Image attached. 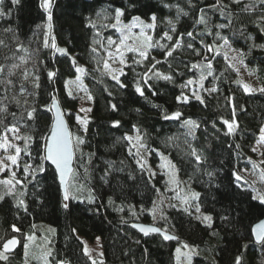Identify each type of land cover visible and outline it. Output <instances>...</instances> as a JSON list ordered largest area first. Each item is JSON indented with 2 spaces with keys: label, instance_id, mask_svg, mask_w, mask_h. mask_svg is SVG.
<instances>
[{
  "label": "trees",
  "instance_id": "trees-1",
  "mask_svg": "<svg viewBox=\"0 0 264 264\" xmlns=\"http://www.w3.org/2000/svg\"><path fill=\"white\" fill-rule=\"evenodd\" d=\"M214 3L215 0H52L49 28L48 11L41 6L42 0H19L15 5L11 0H3L0 10L5 15H0V40L4 43L0 45V64L19 67L12 70L14 75L5 72L0 76L13 81L7 92L0 84V98L7 96L3 104H7L9 113L16 114L15 117L3 114L2 118L7 125L18 124L21 135L32 139L27 152L22 141L19 168L14 170L16 178L23 183L15 181V187L0 184L4 197L0 200V238L16 237L19 241L6 253L8 259L0 260V264H29L24 245L28 244L27 249L32 247L30 236L40 238L38 235L44 232L37 225L40 222L52 224L55 229L49 242V264L61 261L64 264H177L175 250L182 243L201 252L193 257L191 264H235L237 256L241 257V264H264V243L256 242L251 231L254 223L264 217V205L252 199L256 194L253 189L264 192L261 175L264 164L252 151L264 124V92L246 93L238 73L212 52L208 54L215 57L212 75L203 81V88L195 90L203 103L193 92L187 103L177 100L182 94L185 96L182 84L201 74L200 69L191 65L206 63L203 55L197 56L186 45L193 43L203 52L200 40L218 43L217 31L245 54L247 70L255 77L258 88L264 87V47H253L264 45V32L260 31L264 27V5L260 0H242L237 7L232 0H222L227 8L226 15L221 16L218 10L209 9ZM248 3L253 7L241 11ZM116 8L123 10L121 19L126 21L132 17L151 18L154 14V44L173 26V40L168 46L174 44L180 33L193 32V38L185 35L182 47L171 57H165V49L160 47L150 48L149 58L143 64L134 63L130 56L123 69L125 75L120 77L125 87H121L102 68L101 45L105 35L118 33L105 27L115 23ZM202 8L212 35H208L205 25L195 23ZM229 19L231 24L227 28L215 27L228 23ZM90 21L96 27H91ZM57 49L65 51L61 53ZM155 61H160L156 71L170 75L171 80L151 72L144 75ZM77 64L85 66L83 76L91 96L86 129L76 121L78 97L69 86L70 79L77 74ZM25 71L29 74L27 80ZM49 72L55 73L51 79ZM145 79L147 84L143 82ZM237 80L241 83L237 84ZM137 82L143 95L135 91ZM21 85L25 88L23 93ZM212 87L217 91H205ZM53 96L64 110L74 146L77 138L83 140L75 147L74 169L69 179L70 192L76 198L68 201L63 200L53 166L45 162L43 173H33L39 155L43 154L40 137L51 126L52 113L46 106H51ZM33 108L34 116L28 119L26 112ZM176 112L181 113L179 118L173 117ZM166 116L170 118L165 119ZM189 119L195 127L185 123ZM115 121H119L118 126H114ZM224 121H235V131L229 133ZM129 134L141 137L152 162L159 160L161 151L169 156L179 178L200 193L197 203L201 216L190 206L169 203V188L165 185L169 178L163 172L145 167L140 150L132 140L125 139ZM193 150L201 157L199 162L192 155ZM253 163L259 167L254 169ZM26 164L32 166L27 175ZM242 168L249 175L241 172ZM209 172L213 175L209 176ZM234 172L243 180L235 181ZM8 175L10 172H3L0 180ZM9 188H12L10 195ZM19 200L24 201V206L18 204ZM64 203L68 204L67 208ZM185 207L189 208L188 212L183 210ZM203 212L212 216L211 227L203 220ZM136 221L157 224L177 237L164 240L162 232L145 235L134 227ZM13 225L20 231H13ZM80 235L90 240L100 237L101 258L93 259L85 252ZM30 264L42 263L33 259Z\"/></svg>",
  "mask_w": 264,
  "mask_h": 264
},
{
  "label": "snow or ice",
  "instance_id": "snow-or-ice-1",
  "mask_svg": "<svg viewBox=\"0 0 264 264\" xmlns=\"http://www.w3.org/2000/svg\"><path fill=\"white\" fill-rule=\"evenodd\" d=\"M261 4L264 5V0H260ZM11 3L13 5L19 3V0H11ZM232 3L234 5H236L237 7L240 6V4L242 3V0H232ZM3 4V0H0V5ZM46 11H48V27L51 28V12L49 11L51 6H52V0H42V5H41ZM253 7V5L251 3L248 4H244L243 8L241 9V11L247 12L249 11L251 8ZM227 8V5L222 4V0H215V3L209 6V9H216L220 12L221 16H225L226 13L224 11V9ZM200 13L201 15L199 16V19H197L195 21L196 24H203L205 25V29L208 33V35H212V32L210 29H207V24H208V20L206 18V14H205V9H200ZM0 15H5V13L0 10ZM98 16L101 15V13H97ZM124 15V12L122 9L120 8H116L114 10V17L113 19L115 20V23H111L110 25H105V27H111L113 29H116L119 33L120 36L118 38V40H114L111 36L107 37V45L108 47L105 48V52H106V56L107 58L102 60L103 63V68L105 70L108 71V74L111 75L112 79L114 81H116L118 84H120L121 87H125V85L123 83H121L120 81V77L122 75H125L123 68L127 67V61L125 60V52H133V53H137L138 56L140 57L139 60L134 61V63H142L144 60L148 59V50L152 47H160V48H164L165 52L164 55L165 57H171L174 53V51L177 48L182 47V40L183 37L186 35L189 38H193V32H186V33H180L179 36L176 38L174 44H172L171 46L165 45V44H161L158 41L153 44L152 43V37L149 36L145 29H153L155 27V20L156 17L153 14L151 17V20L153 21L152 23H147L145 24L143 21L140 20L139 17H132V20L130 23L128 24H124L121 20V17ZM228 15H231L230 13ZM105 19H107V17H104ZM264 19V18H262ZM169 23L171 24V21H169ZM231 24V19L228 20V23H221V24H217L215 25L216 28L218 29H224L227 28L229 25ZM90 25L91 27H96V24L91 23L90 21ZM133 28H139L140 32L138 34H133L132 29ZM5 31H10V29H6ZM171 31H175V27L173 26V28L171 29ZM261 32H264V27H262L260 29ZM97 35H99V33H97ZM215 37L217 40L222 41V43H205L203 40H200V43L204 46V51L201 52V50L195 48L193 43H188L186 45V47L188 49H191L197 56L203 55L206 63H204L203 65L201 64H196L193 63L191 65V68H198L201 71L200 77H199V84L200 87L203 88V81L207 79L208 76L212 75V60L215 59L214 56H209V53L215 52L216 55H220V52L222 49H227L228 51L224 52V59L226 61H228V67L234 69L237 73H239L240 68L238 67V65L241 66H245L244 65V53L238 49H233L230 43V40L228 39V37L226 36H222L221 33L219 31H217L215 33ZM249 39H251L252 37H248ZM162 39H167L169 41L173 40V36L170 35L168 32H165L163 34ZM129 41H131V44L129 43ZM3 41L0 40V45H3ZM94 43H101L100 41H94ZM47 46V45H46ZM103 46V45H101ZM264 47V45H253V47ZM52 47H55V44L53 43ZM97 49H93V51H96ZM57 51L63 53L65 50L63 49H57ZM228 52H233L235 54L229 56ZM5 59H7V57H5ZM23 59V58H21ZM111 61V63L109 62ZM73 63H75L73 61ZM115 63H119V65L121 66L119 69H115L112 68V64ZM160 61H155L154 63L151 64L150 67L147 68V71L145 72V76H147V74L149 72L153 73V75L157 76V77H161L165 80H171L172 77L170 75H163L162 73L156 71V65L159 64ZM19 65L17 64H12L10 67L5 65V64H0V76H3L5 74V72H7L8 76L14 75V72L12 71L13 69L18 68ZM246 67V66H245ZM77 72H84L85 69L82 67H78L76 69ZM119 73V74H116ZM206 73V74H205ZM28 73L27 71L24 72V79L27 80L28 79ZM55 75V73L53 72H49L48 76L51 79L53 76ZM38 79V77H37ZM79 81H80V77L77 76L76 77V82L79 86ZM145 84L148 83L147 79H145L143 81ZM194 83V81L192 79L187 80V82L182 85L181 87H188L189 85H192ZM237 84H240L241 81L237 80L236 81ZM0 84L4 85V90L5 92H7L10 87L13 84V81L11 79H0ZM150 87V85H149ZM243 89L246 93L248 92H253V91H260V92H264V87H260L258 89L252 88L250 85L248 84H243ZM84 91H86V89H83ZM20 91L21 93H23L25 91V88L23 85H21L20 87ZM135 91L137 93H139L140 95H143V89L140 86V83L137 82L136 86H135ZM205 91H209V92H216L217 88L216 87H212L211 89H205ZM69 96H71V91H69ZM193 96L199 100L201 103H203V100L201 98L200 95H198L195 91L193 92ZM7 99V96L0 98V125H3V128L0 129V150H3L4 155H0V173L2 172H10L11 177L15 178L16 177V171L12 170V166H16L17 168H19V158H20V154H21V148L13 143L14 140H23L24 144H25V148L24 151L27 152V147H28V142L32 139V137L29 136H22L20 135V127L18 126V124H10L7 125L4 123V120L2 118L3 114H9L12 115L13 117H15V113H9L8 111V107L7 104H3V100ZM88 99H91V96L88 97ZM183 100V102L187 103L188 101V97L187 96H182L181 97H177V100ZM12 100H16V97L13 96ZM17 104L19 103V101H16ZM48 111H52L53 109H55V116L52 120V124L49 128V131L46 135L41 136L40 139L43 141V154L39 155L38 157V162L36 163L35 169L33 170V173L35 172H39V173H43L46 168H45V162H50L49 166H54L55 169V174L58 177L59 180V184L62 186L63 189V200L64 201H68L70 198L75 199L76 197L72 195V193L70 192V187H69V182H68V176L70 174H73V168L71 167L72 165V161L75 155V147L78 146L79 144L83 143V140L80 138H77L75 141V146L73 144V139L71 134L69 133L68 129H67V125L65 120L63 119V115L61 113V110L59 108L58 105V101L56 100L55 96L52 97V104L51 106H46ZM113 109H115V105H112ZM91 109H87V111H90ZM36 109H31L28 110L26 112V115L28 117V119H32L34 116ZM81 111H86L85 109H81ZM181 116L180 112H176L173 114L174 118H179ZM77 121L79 123H81L82 125H86L87 124V120L86 119H82L79 115H77ZM170 117H165V119H168ZM185 123L189 126L195 127V124L193 121H191L190 119L185 121ZM225 124L228 125V132L232 133L235 131V121H233L232 123H229L228 121H224ZM119 125V121H115L114 122V126H118ZM11 136V139L9 138ZM125 139L131 141L132 137L130 136H125ZM137 141L141 140L140 136L136 137ZM264 144V127H262L260 129V138L259 140H257V145H262ZM140 147H144L143 144H140ZM237 147H239V145H237ZM10 149H14V154H10L9 150ZM253 152L258 151V147H253L252 148ZM28 155H31V153H27ZM138 154V153H137ZM192 155L195 156L196 161L199 162L201 157L199 155H197L196 151L193 150L192 151ZM261 155H264V152L261 153ZM249 161L251 162V158H249ZM138 164H140L141 168L144 167L143 164L140 163V161H137ZM261 164H264V160H262L260 162ZM163 166V165H162ZM31 165L26 164L24 166V173L27 175L29 174V168H31ZM171 167L174 169L175 165H171ZM256 167H259V165L253 163V168L255 169ZM245 171H248L247 169H245ZM154 175V174H153ZM209 176H212L213 174L211 172L208 173ZM262 177H264V170H262L261 173ZM233 176L235 178V181L239 182L241 180H243V177H241L239 175V173H233ZM170 182L175 183V177L173 176V178L170 180ZM23 183L22 180L17 179L16 180V184H21ZM245 183H247V181H245ZM0 184H4V185H13V180L12 179H5V180H0ZM241 187H243V185H240ZM13 187H15V185H13ZM253 192L256 193L255 195L252 196L253 200H259V202L264 205V192H260L257 189H253ZM7 194H12V188L8 189V193ZM200 196V193L195 192V191H191L189 192L187 195L184 196H180L179 193L177 194V198L181 200L182 204L188 205L190 203V201H198ZM4 197L2 195H0V200H2ZM18 204L20 206H24V201L23 200H19ZM65 208L68 207L67 203H64L63 205ZM172 207H175V205H170ZM26 210V207H25ZM185 212L189 211L188 207H185L183 209ZM201 209L198 206V204L195 206V212L200 213ZM153 218L155 219V207L153 209ZM198 219L200 217H197ZM203 220L205 222H207V226L211 227V222H212V216L211 215H205L203 216ZM13 227V231L19 232L20 230L18 228L15 227V225L12 226ZM134 227H138L139 230L141 232H143L145 235H148L149 233H159L161 232L160 228H156V227H145L142 225H134ZM255 240L257 242L260 243H264V219L259 220V222L255 223L252 226L251 229ZM164 240H172V239H176L173 236L164 234L163 236ZM29 240H32L33 237H28ZM99 239V238H98ZM0 243H2V249H0V260H7L8 257L6 255L7 252L12 251V249L19 243V241L13 237L11 239H6L4 240L3 238H0ZM25 247V255H27V248H28V244L26 243L24 245ZM183 247L185 249L189 248V245L185 244L183 245ZM245 247H247L245 245ZM85 252L87 253V249H85ZM194 253H192L191 251L188 252H183L181 250V248H177L176 249V261L177 264H181V257L183 256L188 264H191V257ZM51 255L50 250L46 251L43 253L42 255V259L45 261V264H48V256ZM59 264H64V262H59ZM235 264H241V257L237 256L236 257V262Z\"/></svg>",
  "mask_w": 264,
  "mask_h": 264
},
{
  "label": "rangeland",
  "instance_id": "rangeland-1",
  "mask_svg": "<svg viewBox=\"0 0 264 264\" xmlns=\"http://www.w3.org/2000/svg\"><path fill=\"white\" fill-rule=\"evenodd\" d=\"M141 21H143L145 24L147 23H152L153 21L151 20V18H142L139 17ZM122 20V19H121ZM122 22L124 24H128L131 22V20H122ZM156 22V20H155ZM146 33L152 37V43L154 44V31H155V27L153 29H145ZM133 34H138L140 32L139 28H133L132 29ZM170 35L171 31H167ZM111 36L114 40H118L120 33H109L105 35V40L103 42V52H104V58H107L106 56V52H105V48L108 47L107 45V37ZM159 42L161 44H165L167 45L169 40L167 39H162V37L158 38L155 40V42ZM129 43L131 44V41H129ZM222 43V41H219L217 44ZM232 46V45H231ZM233 49H236L232 46ZM228 51L227 49H222L220 52V55H216L217 59H222L224 58V52ZM235 53L233 52H228V55L231 56ZM72 57L74 59H76V56L74 53H71ZM132 57L133 61L139 60L140 57L138 56L137 53H133V52H125V60H129V57ZM222 56V57H221ZM148 58H149V50H148ZM111 63V61H109ZM146 62V60H144L142 62V64ZM228 62V61H227ZM245 65V63H244ZM246 66V65H245ZM245 66H241L238 65V67L240 68V71L238 73L239 77L241 78V80L243 81L244 84H248L250 85L252 88L258 89V82L256 81L255 77L253 75H251L249 73V71L247 70V67ZM78 67H82L84 68V65L81 64H77V68ZM121 66L119 65V63H115L112 64V68L115 69H119ZM102 68H103V63H102ZM104 69V68H103ZM124 69V68H123ZM107 71V70H106ZM108 72V71H107ZM119 74V73H116ZM79 76L80 77V81H79V86L76 82V77ZM199 77L200 76H196V77H192L189 79H192L194 81V83L192 85H189L188 87H182L183 91L185 93V96L187 97H191L192 96V92H194L197 88L200 87L199 84ZM188 79V80H189ZM186 83V82H185ZM184 83V84H185ZM182 84V85H184ZM86 81L84 79L83 76V72H77V74L75 76H73L70 79V89L72 90V92L78 97V106H77V115H79L82 119H86V116L90 113V111H87V109H91L92 104H91V99H88V97L90 96L87 88H86ZM83 89H86V91H84ZM81 109H85L86 111H81ZM76 115V117H77ZM87 120V119H86ZM77 121V118H76ZM78 122V121H77ZM81 124V123H80ZM81 126L86 129L87 124L86 125H82ZM264 127V124L263 126ZM261 127V128H262ZM21 135V133H20ZM130 137H132V142L134 143V145L140 150V152L142 153L143 159H144V165L145 167H147L149 170H157L158 172H163L167 175V177L169 178V183L165 184L167 188H169L168 190V201L169 203H176L180 206H190L192 208V210L195 212V206L198 204L197 201H190V203L188 205L182 204L181 200L177 198V194L179 193L180 196H184L187 195L189 192L191 191H195L197 192L196 189H194L189 183H187L186 181H184V179L182 180L181 178H179L176 170V166L173 169L171 167V165H175L173 163V161H171V159L169 158V156L161 151L160 155H159V160L152 162L149 159V151L146 149L145 145L141 142V141H137L136 137L139 136L138 134H129ZM11 139V136L9 137ZM259 138H260V134H259ZM259 138L257 140H259ZM257 140L254 143L253 147H258V151L254 152L255 156L258 160L262 161L264 160V155H261L262 152H264V144L262 145H257ZM22 141L23 140H14L13 143L17 144L20 148H22ZM140 144H143L144 147H140ZM10 154H14V149H10L9 150ZM0 155H4L3 150H0ZM163 165V166H162ZM16 168V166H12V170L14 171ZM241 172H244L246 174L249 175V173L247 171H245L244 168L241 169ZM3 173V172H2ZM0 173V175L2 174ZM173 176L175 177V183L170 182V180L173 178ZM251 176V175H250ZM252 178H254L253 176H251ZM5 179H12L13 180V184L15 183V181L17 180V178H12L11 175H8L7 178ZM4 179V180H5ZM12 187V185H7ZM1 190V187H0ZM2 194V192L0 191V195ZM197 213V212H195ZM199 216H201V213H197ZM206 213L203 212V216H205ZM39 228L43 229L44 232L38 236H40V238H37V236L33 235L31 237H33V239L31 240L30 246L32 244V247L27 249V255L26 257L28 258V262L30 264V260H36L42 264H45V261L42 259V255L44 252L49 251L50 250V245L49 242L51 240V235H53L55 229L54 226L52 224L49 223H45V222H40L37 224ZM80 237L82 238L83 242H84V248L87 249V254H89L93 259H99L102 257V245H101V239L98 236L95 240H90L85 236L80 235ZM99 238V239H98ZM187 243H182L180 246H178L179 248H181V250L183 252H188L191 251L192 253H194L191 257V262L193 260V257L197 254H201V252L199 251V249L195 246L189 245V248L185 249L183 247V245H185ZM177 247V248H178ZM176 248V249H177ZM48 260V264H49V256L47 258ZM175 261H176V250H175ZM177 262V261H176ZM181 263L183 264H188L187 260L182 256L181 257Z\"/></svg>",
  "mask_w": 264,
  "mask_h": 264
},
{
  "label": "water",
  "instance_id": "water-1",
  "mask_svg": "<svg viewBox=\"0 0 264 264\" xmlns=\"http://www.w3.org/2000/svg\"><path fill=\"white\" fill-rule=\"evenodd\" d=\"M56 100L58 101V105H59V108H60V110H61V113H62V115H63V119L65 120V122H66V125H67V129H68V131H69V133L71 134V136H72V133H71V129H70V126H69V124H68V121H67V119H66V116H65V114H64V110H63V108H62V106H61V104H60V102H59V100L56 98ZM51 104H52V102H51ZM51 113H52V120H53V118H54V116H55V109H53L52 111H51ZM51 124H52V122H51ZM73 139V138H72ZM73 144H74V141H73ZM74 158H75V155H74ZM74 158H73V161H72V165H71V167L74 169ZM48 163H50V162H48ZM54 167V166H53ZM70 177H71V174L68 176V182H69V179H70ZM61 186V185H60ZM61 188H62V186H61ZM62 192H63V189H62ZM262 219H264V217L263 218H261L260 220H262ZM257 222H259V220L257 221ZM257 222H255V223H257ZM254 223V224H255ZM134 225H142V226H145V227H156V228H160L161 229V232L163 233V234H167V235H170V236H173V237H177L176 235H174V234H172V233H170V232H167V231H164L161 227H159L157 224H154V223H149V222H144V221H136L135 223H134ZM137 230H139V228L138 227H135ZM140 231V230H139ZM141 232V231H140ZM141 233H143V232H141ZM144 234V233H143ZM254 236V235H253ZM13 238V237H12ZM16 238V237H15ZM9 239H11V238H9ZM17 239V238H16ZM254 239H255V237H254ZM18 240V239H17ZM256 241V240H255ZM257 242V241H256ZM14 249V248H13ZM12 249V250H13Z\"/></svg>",
  "mask_w": 264,
  "mask_h": 264
}]
</instances>
